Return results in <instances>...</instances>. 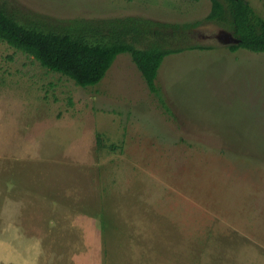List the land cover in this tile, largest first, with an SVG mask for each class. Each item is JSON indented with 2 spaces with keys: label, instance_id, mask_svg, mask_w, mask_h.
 Here are the masks:
<instances>
[{
  "label": "rangeland",
  "instance_id": "obj_1",
  "mask_svg": "<svg viewBox=\"0 0 264 264\" xmlns=\"http://www.w3.org/2000/svg\"><path fill=\"white\" fill-rule=\"evenodd\" d=\"M4 1L198 24L164 31L171 113L129 54L80 87L0 41V264H264V52L230 51L210 0Z\"/></svg>",
  "mask_w": 264,
  "mask_h": 264
},
{
  "label": "trees",
  "instance_id": "obj_2",
  "mask_svg": "<svg viewBox=\"0 0 264 264\" xmlns=\"http://www.w3.org/2000/svg\"><path fill=\"white\" fill-rule=\"evenodd\" d=\"M210 1L211 9L205 19L216 22L239 41L229 46L230 51L264 52V17L254 11L249 1ZM28 16L1 2L0 41L33 56L42 67L71 79L80 87L98 84L119 55L129 54L149 92L166 113H171L156 79L164 57L181 49L164 47L168 43L164 31L176 35L198 23L179 26L130 15L95 20ZM189 48L209 49L202 45Z\"/></svg>",
  "mask_w": 264,
  "mask_h": 264
},
{
  "label": "water",
  "instance_id": "obj_3",
  "mask_svg": "<svg viewBox=\"0 0 264 264\" xmlns=\"http://www.w3.org/2000/svg\"><path fill=\"white\" fill-rule=\"evenodd\" d=\"M221 41L222 43H225V44H238L239 41L237 39H235L231 34H228V33H224L221 35Z\"/></svg>",
  "mask_w": 264,
  "mask_h": 264
},
{
  "label": "flooded vegetation",
  "instance_id": "obj_4",
  "mask_svg": "<svg viewBox=\"0 0 264 264\" xmlns=\"http://www.w3.org/2000/svg\"><path fill=\"white\" fill-rule=\"evenodd\" d=\"M226 33H227V32H226ZM222 34H224V33H220V36H218L219 40H222V39H221V35H222ZM228 34H230V33H228ZM221 42H222V41H221Z\"/></svg>",
  "mask_w": 264,
  "mask_h": 264
}]
</instances>
